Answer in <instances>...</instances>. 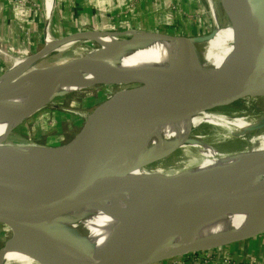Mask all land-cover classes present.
Segmentation results:
<instances>
[{
  "label": "water",
  "instance_id": "1",
  "mask_svg": "<svg viewBox=\"0 0 264 264\" xmlns=\"http://www.w3.org/2000/svg\"><path fill=\"white\" fill-rule=\"evenodd\" d=\"M205 1L209 5L213 4L211 0ZM217 2L226 18L224 26L228 25L232 32V49L216 78L212 77L211 68L201 65L203 60L201 49L205 41L214 36L215 29H213L200 37L202 43L199 48H201L199 51L195 47L192 49L187 58L185 72L180 71L181 73L175 77L168 76L155 80L147 86L140 85L136 79L129 80L110 73L112 77L122 78L124 80L122 83L135 85L117 92L99 104L88 117L85 126L64 145L44 146L11 139L6 141L8 135L0 139V145L31 144L39 148L59 150L57 155L42 168L26 178L0 181V225L9 232V236L18 246L31 253L68 255L69 258L57 260L56 264H157L171 258L219 248L262 231L256 230L246 236L235 234L234 231L217 232L187 242L172 241L170 236L171 229L187 218L240 206L264 207V185L252 183V178L264 171V152L238 172L235 168H230L227 174L232 172L235 174L234 181L230 183L218 182L209 186L208 183L194 191L173 196L161 204L159 202L160 205L149 213L147 223L136 234L119 260L111 256L92 258L78 253L69 254L76 248L88 247L91 244L87 240L86 232L77 226L67 230L66 235L72 243L70 246L48 223V220L56 216L60 210L92 205L133 187L150 185L154 179L161 181L165 178L164 183L174 181L164 174L122 177L120 173L122 148L132 134V119L135 117H150L155 121L168 120L193 111H214L244 97L264 96V52L259 49L257 37L247 27L249 22L254 21L253 2L252 0H217ZM212 11L215 19L213 8ZM102 32L122 40L135 37L137 33H143L151 40L192 39L147 28H125L121 31ZM76 34L78 32L51 40L52 47L64 43ZM97 45V49H101V46ZM34 56L37 55L31 57ZM82 57L84 56H79L75 60L76 63L69 64L66 61L58 67L59 70L79 69L82 66ZM52 68V66L32 67L24 73L18 71L10 81L0 86V95L11 87L25 83L31 76ZM62 94L64 93L51 94L46 100L49 101ZM40 106L42 104L32 106L29 112ZM194 130L191 129L190 133ZM178 146L177 140H170L157 152L150 147L144 155L146 157L144 162L139 167L143 169L151 167V162L166 157ZM16 150L7 152L2 158L7 155L8 161L11 160L18 169L29 167L44 157L40 152ZM132 170L134 168L128 167L126 172L130 173ZM220 176L212 178L219 179ZM106 177H110L114 185L108 189H99L107 182L104 180ZM167 195L162 193L161 198L164 197L165 200L168 198ZM75 230L79 231L78 235H74ZM4 244L0 247V253L5 249Z\"/></svg>",
  "mask_w": 264,
  "mask_h": 264
},
{
  "label": "bare ground",
  "instance_id": "2",
  "mask_svg": "<svg viewBox=\"0 0 264 264\" xmlns=\"http://www.w3.org/2000/svg\"><path fill=\"white\" fill-rule=\"evenodd\" d=\"M252 16L254 21L249 22L247 27L257 37L259 49L264 52V5L258 9L254 8ZM76 40L95 42L101 46V49H89L80 54L79 56L84 57L80 58L82 66L77 70L60 71L58 67L66 61L57 62L50 65L53 68L49 71L35 74L25 83L11 87L0 95V139L5 138L8 132L33 112H29L32 106L46 104L48 102L46 99L51 94L75 92L96 82L122 83L124 80L119 76L129 80L136 79L140 85L148 86L151 81L168 76L175 77L181 73L180 71L185 72L187 58L201 38L151 40L143 33H137L135 37L122 40L102 31H88L76 34L54 47L50 38L48 45L46 41V49L44 48L45 51L43 50L41 54L51 48L63 49ZM231 49L230 27H216L214 36L205 41L201 49V56H203L201 65L213 70V78H216ZM39 55L15 60L14 65L12 64V67L2 75L3 77L1 76L0 86L10 81L27 64L36 61ZM79 56L67 63L75 62ZM191 65L193 67V64ZM110 73L119 76L112 77ZM213 112L193 111L161 121H155L150 117L132 119V134L122 148L123 158L120 164L122 177L164 174L174 181L164 183L165 178L161 181L154 179L150 185L133 187L98 203L78 209L58 211L56 216L48 220V223L68 245L72 246V243L66 235L67 230L75 226L86 232L87 240L91 243L88 247L76 248L69 254L78 253L92 258L111 256L119 260L136 234L147 223L149 213L154 207L173 196L194 191L208 183V186L218 182L230 183L235 179L233 172L227 174L230 168L233 167L238 172L264 152V134L247 135L248 129L253 124L240 118ZM202 123L222 127L228 133L238 130L239 138L249 145L244 150L219 151L203 141L205 135L190 133L191 129H196ZM170 140L179 142L178 149L183 152V160H188L185 161L186 163L165 169L158 166L146 169L139 167L144 162L146 158L144 155L150 147L157 152ZM191 148L196 152L188 155L187 151ZM14 149L30 153L40 152L44 154V157L29 167L18 169L11 160L8 161L7 155L2 158V155ZM58 152L57 149L39 148L31 144L0 145V181L26 178L42 168ZM128 167L134 170L127 173ZM219 175H221L219 179L212 178ZM104 180L107 182L103 183L99 189H108L114 185L110 177ZM252 183L264 185V171L255 175ZM162 193H167L168 198L165 200L164 197L161 198ZM263 229L264 207L240 206L184 219L171 229L170 236L172 241L187 242L217 232L234 231L235 234L246 236ZM66 258H69L66 253L28 252L18 246L10 236L5 249L0 253V264H56L57 260Z\"/></svg>",
  "mask_w": 264,
  "mask_h": 264
},
{
  "label": "rangeland",
  "instance_id": "3",
  "mask_svg": "<svg viewBox=\"0 0 264 264\" xmlns=\"http://www.w3.org/2000/svg\"><path fill=\"white\" fill-rule=\"evenodd\" d=\"M132 1L133 0H118V3L115 4H123L118 5V7H125L122 9L130 11V9L134 6ZM136 1L138 0H134V2ZM147 1L149 3V11L147 13L150 16V19L147 20L145 24L147 23L146 25L148 26L146 28L150 30L169 32L173 33L175 36L178 34L195 38L201 37L203 34L212 31L216 28V25H226V18L221 13L217 0H211L213 4L210 5L207 4L205 0H160V2L158 0ZM44 2L47 4V6L50 3H61V1L57 2L56 0H0V4H12V11H16L15 6L17 9H22L23 11L25 6L32 8L35 12H37L39 6L44 4ZM252 2L253 8L255 9H258L264 5V0H252ZM93 8H95V10L93 9L95 12L100 11L101 13L104 12L106 14L107 20L105 21L108 26H103V24L98 26L100 22H95L96 27L93 25L89 26L86 24V21L82 22V24H79V20H76V18H78L77 15L73 14L74 17H72V19L69 18L67 24H69L71 28L75 27L76 29L69 34L77 32L79 34L88 31L100 32L122 30L119 29L121 28V24H118V21L122 20L119 18L121 16L123 17L124 15L122 14V11H120V15H118V17H112L111 21L109 18L110 16L108 15L111 8H109L107 4H105V6L102 4H98V6L94 5ZM212 8L216 16L215 19L212 16ZM55 12L57 11L55 10ZM54 24L55 22L53 25ZM62 37L64 36H51V34H44L39 40L37 39L36 44H32L30 46L27 44V42L32 40V38L28 37V35L19 37V42H16V47H14L13 43L11 42L7 45L0 42V52H4V54L7 55L4 64L0 66V79L3 77L2 75L5 74L10 69V67H12V64L14 65L15 60L18 61L27 59L33 55H38L46 45V41L48 45L50 38L52 41H54ZM60 44L61 43L57 45ZM199 45L201 46V41L195 46L196 50L198 49V51L201 48H199ZM97 47L98 45L95 42L76 40L63 49L55 50L51 48L45 53L40 54L36 61L31 63L30 66L24 67L21 72H27L32 67L40 68L42 65V67H44L53 65L57 62L69 61L84 53L85 51L89 49H96ZM133 85L135 84H104L96 82L75 92L64 93L60 96H56L43 106L34 110L27 118L23 119L21 123L13 128L8 133L6 141L11 139L44 146L64 145L74 134H76L85 126L88 117L99 104L117 92ZM214 112L228 117L240 118L245 122L253 124L251 129H248L247 135L264 134V96L244 97L237 100L235 105L222 107L214 110ZM193 133L205 135L203 141L222 152L244 150L249 145L247 142L239 138L238 134H240V132L238 130L228 133L222 127L209 125L207 123H202L193 131ZM188 151V155H193L196 152V150L193 148L189 149ZM183 156L184 155L183 152H181V149L176 148L166 157L157 160V162H151L150 166H158L164 169L175 166L177 167L180 164L182 165L186 163L185 161H188L183 160ZM73 233L74 235H78L79 231L75 230ZM9 238V232L2 225H0V247L4 243L6 247Z\"/></svg>",
  "mask_w": 264,
  "mask_h": 264
},
{
  "label": "crops",
  "instance_id": "4",
  "mask_svg": "<svg viewBox=\"0 0 264 264\" xmlns=\"http://www.w3.org/2000/svg\"><path fill=\"white\" fill-rule=\"evenodd\" d=\"M56 1H61V3L52 4V10L49 15L40 8L35 12L32 8L24 6V10L21 12L16 6V11H12V4H0V42L5 45L11 42L16 47L19 37L28 35V37L32 38V40L27 42L30 46L36 44L37 39L39 40L44 35V32L45 34H51V36L68 35L76 29L75 27L71 28L67 24L69 18L72 19L75 14L78 17L76 20H79V24L86 21L89 26L93 25L96 27L95 22H100L98 26L101 24L108 26L105 21L107 20L106 14L94 11L95 8L93 6H98V4L103 6L107 4L111 8L108 14L111 21L112 17H118L120 11H122L124 15L119 18L122 19L118 21V24H121L119 29L146 28L148 25L145 22L150 19L147 13L149 11L147 0H138L136 2L133 0L132 4L134 6L130 11L122 9L125 7H118V5H123L115 4L118 3V0ZM158 1L160 2V0ZM54 22L55 24L53 25ZM5 59V56L0 55V66L4 64ZM250 261L264 264V230L252 237L219 248H213L210 251H204V253L187 254L164 260L157 264H248Z\"/></svg>",
  "mask_w": 264,
  "mask_h": 264
},
{
  "label": "built area",
  "instance_id": "5",
  "mask_svg": "<svg viewBox=\"0 0 264 264\" xmlns=\"http://www.w3.org/2000/svg\"><path fill=\"white\" fill-rule=\"evenodd\" d=\"M51 3H52V1H51ZM39 8L43 11V12H45L46 14H50V12H51V10H52V4H48V6H47V4L44 2V4H41L40 6H39ZM19 11H21L22 12V9H20ZM44 34H45V32H44ZM46 35V34H45ZM0 54L1 55H3V56H5V57H7V55H5L4 54V52H0ZM208 251V250H207ZM210 251V250H209ZM204 253V252H203ZM248 264H260L259 262H256V261H250Z\"/></svg>",
  "mask_w": 264,
  "mask_h": 264
},
{
  "label": "trees",
  "instance_id": "6",
  "mask_svg": "<svg viewBox=\"0 0 264 264\" xmlns=\"http://www.w3.org/2000/svg\"><path fill=\"white\" fill-rule=\"evenodd\" d=\"M237 103V101L236 102H234L232 105H235Z\"/></svg>",
  "mask_w": 264,
  "mask_h": 264
},
{
  "label": "flooded vegetation",
  "instance_id": "7",
  "mask_svg": "<svg viewBox=\"0 0 264 264\" xmlns=\"http://www.w3.org/2000/svg\"><path fill=\"white\" fill-rule=\"evenodd\" d=\"M232 104H233V103H232ZM232 104H231V105H232Z\"/></svg>",
  "mask_w": 264,
  "mask_h": 264
}]
</instances>
